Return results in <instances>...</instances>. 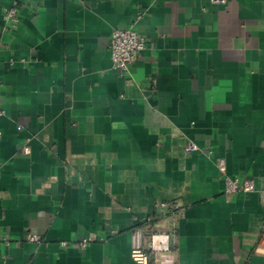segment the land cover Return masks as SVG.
I'll use <instances>...</instances> for the list:
<instances>
[{
    "label": "crops",
    "instance_id": "0c3cea01",
    "mask_svg": "<svg viewBox=\"0 0 264 264\" xmlns=\"http://www.w3.org/2000/svg\"><path fill=\"white\" fill-rule=\"evenodd\" d=\"M0 110V264H136L139 225L172 231L159 263L264 264V0H0Z\"/></svg>",
    "mask_w": 264,
    "mask_h": 264
},
{
    "label": "built area",
    "instance_id": "2783aa9c",
    "mask_svg": "<svg viewBox=\"0 0 264 264\" xmlns=\"http://www.w3.org/2000/svg\"><path fill=\"white\" fill-rule=\"evenodd\" d=\"M214 4H223L226 0H210ZM19 18L15 6H11L3 13V30L11 31L18 24ZM149 44L147 37L139 34L133 26L127 28H115L110 37V58L112 67L119 72H126L130 65L135 61L137 56ZM13 61L9 60V64ZM3 114V110H0ZM198 149V146L189 142L186 145L187 151ZM24 152L28 151V146H23ZM217 168L222 175L224 182V193L234 194L238 192L253 191L255 189L253 180L249 178L232 177L226 173L225 162L222 158L217 160ZM160 206H165L169 211V217H173L180 209L179 203L172 201L169 203H161ZM29 240H38L35 234L30 232L25 233ZM143 235L147 236V242L142 241ZM172 231L170 229L146 230L142 225L136 226L131 232V248L130 258L136 264H168L159 263L157 256L169 250ZM0 240L6 245L9 244V238L2 236ZM90 240H82L78 243L80 247H85ZM63 246L69 245L67 242L61 243ZM173 264V263H172Z\"/></svg>",
    "mask_w": 264,
    "mask_h": 264
}]
</instances>
